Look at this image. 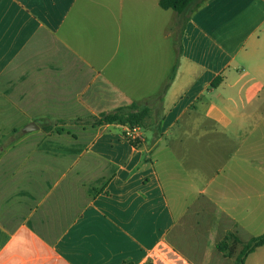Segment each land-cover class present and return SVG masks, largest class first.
Returning a JSON list of instances; mask_svg holds the SVG:
<instances>
[{"label":"crops","instance_id":"crops-1","mask_svg":"<svg viewBox=\"0 0 264 264\" xmlns=\"http://www.w3.org/2000/svg\"><path fill=\"white\" fill-rule=\"evenodd\" d=\"M148 21L174 60L126 72ZM157 96L145 128L90 121ZM200 199L264 234V0H0V264H184Z\"/></svg>","mask_w":264,"mask_h":264},{"label":"rangeland","instance_id":"rangeland-1","mask_svg":"<svg viewBox=\"0 0 264 264\" xmlns=\"http://www.w3.org/2000/svg\"><path fill=\"white\" fill-rule=\"evenodd\" d=\"M181 27L180 21L178 36L181 35ZM163 32L158 23L151 27L149 21L147 27L140 31L141 40L125 30L122 38L126 40V72L138 74L155 71L161 64V58L163 72L168 70L166 63L174 60L175 35L173 41H163ZM157 97L148 102L152 108L149 123L160 117ZM167 239L185 257L187 263L184 264H241L237 256L250 238L222 215L216 206L200 199L174 226ZM222 242L227 246L223 251L217 248ZM231 247L234 248L233 254L228 250ZM245 264H264V247L248 255Z\"/></svg>","mask_w":264,"mask_h":264},{"label":"trees","instance_id":"trees-1","mask_svg":"<svg viewBox=\"0 0 264 264\" xmlns=\"http://www.w3.org/2000/svg\"><path fill=\"white\" fill-rule=\"evenodd\" d=\"M204 1L206 0H159V6L163 10L175 11L179 16L180 20L186 21L188 20L190 14L193 13L196 9H198L204 3ZM174 71L175 70H173L170 81L174 75ZM160 97L161 96H159L157 99L159 100ZM149 117L150 107L148 104L138 105L132 103L128 106L119 107L112 111L103 112L96 117L90 118V121L93 126L117 124L132 130L134 128H145ZM43 129L45 131H50L51 127H43ZM123 136L134 147L138 146V144L140 143V140L138 138H131L127 133H124ZM170 233H168L166 240H168L167 238L169 237ZM260 246H264V234L250 238L248 244H246L241 249L239 255L237 256V259L241 262V264H244V260L247 255L252 253L256 248ZM217 248L223 251L227 249V246L224 242H222L220 245H217ZM175 250L179 251L176 248ZM228 250L229 253H234L233 247L229 248Z\"/></svg>","mask_w":264,"mask_h":264},{"label":"water","instance_id":"water-1","mask_svg":"<svg viewBox=\"0 0 264 264\" xmlns=\"http://www.w3.org/2000/svg\"><path fill=\"white\" fill-rule=\"evenodd\" d=\"M36 129H38V126H37L36 124H34V123H31V124H29V125L26 127V130H27V131H32V130H36Z\"/></svg>","mask_w":264,"mask_h":264},{"label":"built area","instance_id":"built-area-1","mask_svg":"<svg viewBox=\"0 0 264 264\" xmlns=\"http://www.w3.org/2000/svg\"><path fill=\"white\" fill-rule=\"evenodd\" d=\"M132 130H136V128H134V129H132ZM131 138H138L139 139V137L138 136H132V135H130V134H128Z\"/></svg>","mask_w":264,"mask_h":264}]
</instances>
